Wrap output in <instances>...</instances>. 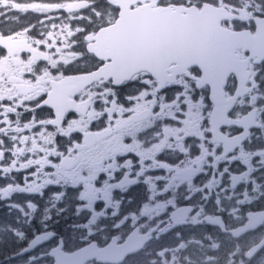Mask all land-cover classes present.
I'll return each instance as SVG.
<instances>
[{"label":"snow or ice","instance_id":"snow-or-ice-1","mask_svg":"<svg viewBox=\"0 0 264 264\" xmlns=\"http://www.w3.org/2000/svg\"><path fill=\"white\" fill-rule=\"evenodd\" d=\"M142 94L144 110L163 115L170 105L177 125L190 120L202 130L214 115L222 136L264 139V0H0V157L9 163L21 148L22 159L64 142L79 151L80 128L103 122L108 109L120 116L114 106L135 105ZM237 120L243 127L229 124ZM126 131L121 121L114 134ZM49 133L56 143L45 142ZM244 158L255 160L248 180L262 198L264 147ZM248 192L229 194L250 201ZM241 228L252 229L250 217ZM262 248L243 255L252 261ZM109 253L90 243L50 255L53 264H108Z\"/></svg>","mask_w":264,"mask_h":264},{"label":"flooded vegetation","instance_id":"flooded-vegetation-1","mask_svg":"<svg viewBox=\"0 0 264 264\" xmlns=\"http://www.w3.org/2000/svg\"><path fill=\"white\" fill-rule=\"evenodd\" d=\"M143 95L135 105L114 106L120 116L108 109L103 122L80 128L79 151L64 142L42 158L22 159V148L10 163L0 157V254L11 255L0 264H53L58 246L68 252L90 243L123 247L129 239L143 247L120 264H209V258L228 264L230 255L236 264H251L264 254L250 262L243 255L264 238V221L233 235L249 217L264 214V197H255L248 180L255 160L244 158L264 139L249 143L246 131L222 136L212 117L202 130L190 120L177 125L170 105L163 115L144 110ZM121 121L127 131L118 137ZM229 124L243 127L241 120ZM49 136L45 142L56 143ZM246 185L250 201L229 194ZM233 208L244 218L234 217ZM42 235L47 238L22 255Z\"/></svg>","mask_w":264,"mask_h":264},{"label":"water","instance_id":"water-1","mask_svg":"<svg viewBox=\"0 0 264 264\" xmlns=\"http://www.w3.org/2000/svg\"><path fill=\"white\" fill-rule=\"evenodd\" d=\"M111 257H112V255H111V254H109V262H111V261H110ZM109 262H108V263H109Z\"/></svg>","mask_w":264,"mask_h":264},{"label":"rangeland","instance_id":"rangeland-1","mask_svg":"<svg viewBox=\"0 0 264 264\" xmlns=\"http://www.w3.org/2000/svg\"><path fill=\"white\" fill-rule=\"evenodd\" d=\"M253 223H254V220H253Z\"/></svg>","mask_w":264,"mask_h":264}]
</instances>
